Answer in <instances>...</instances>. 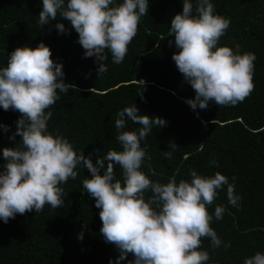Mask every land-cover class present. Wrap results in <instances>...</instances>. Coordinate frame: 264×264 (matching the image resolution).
Listing matches in <instances>:
<instances>
[{"label":"trees","instance_id":"trees-1","mask_svg":"<svg viewBox=\"0 0 264 264\" xmlns=\"http://www.w3.org/2000/svg\"><path fill=\"white\" fill-rule=\"evenodd\" d=\"M192 2L195 9L196 0ZM210 2L215 14L230 20L218 46L255 56L254 90L235 106L209 102L206 109L193 110L186 103L195 92L172 59L178 49L169 36L171 20L182 12L183 0H149L148 13L141 17L123 62L113 63L109 54L108 71L99 76L96 58L84 56L69 21L58 15L40 28L42 0H0V67L7 65L17 47L35 48L41 41L50 47L52 59L62 64L64 82L73 88L67 94L58 92L60 99L46 110L52 113L47 130L67 139L94 163L110 149L122 150L116 141L115 119L125 107L135 104L140 114L165 119L164 126H153L141 141L147 154L141 170L160 183L173 178L177 183L190 181L192 169L203 176L217 171L226 175L241 197L238 205L229 204L224 186L207 208L213 214L211 227L231 246L222 243L213 248L210 239L202 238L200 250L209 253L207 264H244L256 252L264 253V0ZM57 23L65 25L64 32L58 31ZM19 117V112L0 107V170L6 164L3 148L15 147L20 140L18 135L10 139ZM139 127L126 123L128 129ZM171 144H177L176 150L167 159L163 153L171 151ZM213 159L217 165L211 163ZM76 170L77 178L61 185L62 206L45 205L41 212L33 209L7 223L0 220V264H117L120 253L101 235L100 209L82 186L91 174L79 166ZM100 171L103 174L104 169ZM115 172L122 179L118 165ZM217 205L224 207L219 220L214 216ZM133 259L129 253L118 264Z\"/></svg>","mask_w":264,"mask_h":264},{"label":"clouds","instance_id":"clouds-1","mask_svg":"<svg viewBox=\"0 0 264 264\" xmlns=\"http://www.w3.org/2000/svg\"><path fill=\"white\" fill-rule=\"evenodd\" d=\"M148 7L149 0H42L37 23L41 28L58 15L69 21L78 33L84 56L96 58L99 76L108 71L105 61L109 54L113 63L123 62ZM229 25L228 18L214 13L210 0H196L195 9L192 0H183L182 12L171 20L169 36L174 37L178 49L172 59L195 92L194 99L186 100L193 110L206 109L209 102L235 106L254 90L255 56L218 46ZM56 28L65 31L63 23H57ZM63 77L62 64L52 59L51 49L43 41L35 48L17 47L8 56L7 65L0 67V107L20 113L16 132L10 137L18 135L20 140L2 151L6 164L0 170V220L7 223L33 209L38 213L45 205L53 209L62 206L61 185L77 178L79 166L91 174L82 186L100 209L101 235L120 253L117 264L129 253L134 259L128 264H207L210 256L200 250L202 238L210 239L213 248L223 243L211 227L213 214L207 206L224 186L229 204L237 206L241 197L234 184L219 171L203 176L195 169L190 170V181L150 180L141 170L147 155L141 141L153 126L162 127L166 121L140 114L135 104L119 111L115 119L116 141L122 150L110 149L95 163L83 152L77 153L67 139L47 130L52 113L46 110L60 99L58 92L67 94L73 88ZM139 93L142 97V90ZM127 121L141 127L128 129ZM176 146H169L165 158L171 159ZM211 163L217 165L215 159ZM117 165L122 179L116 177ZM223 214L224 207L217 205L215 218L222 219ZM244 264H264V253L256 252Z\"/></svg>","mask_w":264,"mask_h":264}]
</instances>
